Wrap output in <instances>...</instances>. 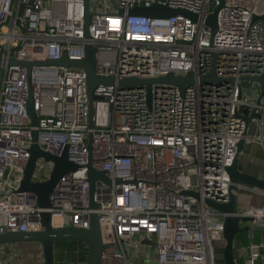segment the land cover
<instances>
[{"label": "built area", "instance_id": "2783aa9c", "mask_svg": "<svg viewBox=\"0 0 264 264\" xmlns=\"http://www.w3.org/2000/svg\"><path fill=\"white\" fill-rule=\"evenodd\" d=\"M156 4L198 18L132 13ZM213 9L212 0H90L87 37L85 0H0V234L41 230L43 211L51 213L54 228L89 229L97 213L108 244L101 264H215L212 237L215 232L223 240L225 214L206 199L230 201L228 166L241 139L255 138L264 147V90L259 102L261 87L248 101L241 80L264 73V24L254 20L264 14V0H225L215 33L206 23ZM88 44L96 47L101 77L194 72L199 78L215 67L223 80H197L184 92L168 84H153L150 91L146 85L99 84L91 127L83 67L35 63L29 70L10 63L64 56L82 61ZM252 111L261 117L246 134L245 116ZM34 130L41 149L60 156L68 146V158L78 165L56 183L47 209L35 192L20 190ZM89 164L110 179L95 181L97 208L90 205ZM53 168V161L39 157L32 181L48 180ZM241 189L264 195L257 187ZM240 215L264 226V205ZM15 246L2 243L0 250L14 258ZM262 248L264 241L239 251L248 253L249 264H262Z\"/></svg>", "mask_w": 264, "mask_h": 264}, {"label": "water", "instance_id": "95a60500", "mask_svg": "<svg viewBox=\"0 0 264 264\" xmlns=\"http://www.w3.org/2000/svg\"><path fill=\"white\" fill-rule=\"evenodd\" d=\"M214 3V9L212 13L206 18V23L212 27L215 33L218 29V14L221 8L224 6L225 0H212ZM218 2V3H217ZM86 3V17H85V30L86 36L90 37L89 32V22H90V0H85ZM132 13L148 15L151 17H165L174 14H184L193 20H197L198 15L183 9H174L163 5H153L151 7L138 6L132 9ZM254 20H262L264 24V14L255 15ZM12 64H19L26 66L29 70L33 64L38 63H53L58 65L66 66H81L87 72L88 78V88H89V99H90V126L93 127V101L96 97L93 93L94 88L99 84L112 85L116 82L121 86L133 87L138 85H146L150 91L153 84H168L179 86L184 92L185 89L193 85L199 80L201 83H212L221 82L223 79L218 77L215 73V67H213L212 72L208 75L197 77L194 72H189L187 75H175L174 73H169L166 76H161L158 78H137L128 77L120 80H115L112 77H101L96 75V47L93 44L87 45V55L82 61L70 60L67 56L59 60H45V61H26V60H16L12 59L10 61ZM241 80L245 81H257L261 86V93L257 99L259 102L261 95L264 90V73L258 77L244 76ZM151 96V93H149ZM29 115L32 120V124L36 126L38 124L35 112L32 109L31 104L28 108ZM261 115L252 111L250 115L245 116L247 129L254 118H260ZM38 131H33V143L30 147V158L25 168L24 177L21 182V191H33L38 196V202L41 208H50L52 203L50 200V194L53 191L56 183L60 178L72 171L77 170L78 165L72 162L68 158V146L64 149L62 155H52L49 152L44 151L37 143ZM245 138L241 139L238 143V155L236 156L233 163L228 166V172L231 178L230 186V201L227 203H219L211 199H206V202L224 213V230H223V240L220 242V247L216 250L218 256L219 264H238V259L236 257L235 250V239L240 232H247L251 230L250 222L253 221L252 216L240 215L239 208V197L242 185H248L257 187L264 190V179L257 175H254L247 171L244 164L241 162L240 155L244 149ZM45 157L47 160L54 162V168L51 176L48 180L42 182H33L32 174L36 165V161L39 157ZM88 179L91 185V207L97 208V204L94 201V190L95 181L97 179H103L106 182H110V179L106 176L105 171L96 170L89 164ZM194 196H199L196 191H188ZM241 223H247L242 226ZM59 241H82L88 246V255L86 264H101L102 253L105 247L108 246L103 241L102 230L99 215L93 213L91 215V227L89 229H82L76 227H64V228H54L51 223V213L49 211L42 212V228L39 231H27V232H6L0 234V244L2 243H15L19 244L22 242H37L41 245L42 253L44 257V264H56V243ZM146 242L148 240H145ZM73 264H80L79 262H74Z\"/></svg>", "mask_w": 264, "mask_h": 264}, {"label": "crops", "instance_id": "0c3cea01", "mask_svg": "<svg viewBox=\"0 0 264 264\" xmlns=\"http://www.w3.org/2000/svg\"><path fill=\"white\" fill-rule=\"evenodd\" d=\"M256 128H253L249 131L250 135L256 134ZM241 162L244 164V167L250 173L259 176L264 179V147L257 141L255 138H246L244 149L240 155ZM264 205V195L259 192H253L241 189L239 197V208L240 210L249 209V208H259ZM247 223H241L242 226H245ZM251 230L247 232H240L235 239V250L236 257L238 259V264H249V255L248 253L241 254L239 249L243 246H247L251 243H260L264 241V226H255L251 224ZM59 241L56 243V260L62 259L65 260L67 257V247L71 245L78 246L86 243L79 241ZM61 247V248H60ZM88 247V246H87ZM261 254L263 258L259 260L260 263L264 264V248L261 249ZM14 259L12 258V261ZM15 264H24L23 261L15 259ZM74 261V260H73ZM14 264V263H13Z\"/></svg>", "mask_w": 264, "mask_h": 264}, {"label": "rangeland", "instance_id": "374dc122", "mask_svg": "<svg viewBox=\"0 0 264 264\" xmlns=\"http://www.w3.org/2000/svg\"><path fill=\"white\" fill-rule=\"evenodd\" d=\"M96 0H93V2H95ZM103 2V0H102ZM246 89V99L248 101H254L257 99L256 95L252 94L257 88H260V84L257 81H246L245 83ZM220 242H221V238L219 237L218 233H213V237H212V246L214 248V263L215 264H219L218 262V256H217V248L220 247ZM77 243H81L79 241H77ZM13 245H17L15 243H12ZM61 248V247H60ZM87 255H88V247L83 245V244H79L78 246L76 245H71L70 247H67V257L65 259L66 264H73L74 262H80L81 264H86L87 261ZM0 257L3 259V261L5 262V264H15L18 261L13 260L12 258L7 255L4 251L0 250ZM40 262L38 264H44V257L41 256ZM74 260V261H73ZM56 264H64L62 259H58V261L56 260Z\"/></svg>", "mask_w": 264, "mask_h": 264}, {"label": "flooded vegetation", "instance_id": "af4514ba", "mask_svg": "<svg viewBox=\"0 0 264 264\" xmlns=\"http://www.w3.org/2000/svg\"><path fill=\"white\" fill-rule=\"evenodd\" d=\"M18 256L13 259L23 261L24 264H38L43 256L41 245L37 242H22L15 246Z\"/></svg>", "mask_w": 264, "mask_h": 264}]
</instances>
